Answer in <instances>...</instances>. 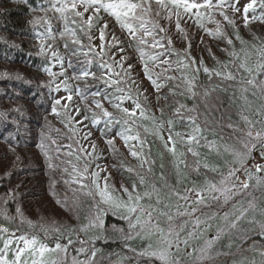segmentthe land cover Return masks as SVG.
<instances>
[{
    "label": "trees",
    "instance_id": "1",
    "mask_svg": "<svg viewBox=\"0 0 264 264\" xmlns=\"http://www.w3.org/2000/svg\"><path fill=\"white\" fill-rule=\"evenodd\" d=\"M133 2L143 4L136 13L140 19L131 21L138 29L135 38L103 10L89 28L85 21L92 15L91 10L83 18L71 11L62 16L52 7L55 0H0V226L16 233V237H36L48 247L60 244L66 249L63 254L67 260H89L95 250L93 264H161L139 254L149 241L137 236L128 220L108 205H100L108 209L103 215V229L81 230L96 214L100 201L92 183L96 162L103 159L111 168L107 172L108 183L129 192H133L135 184L134 195L152 193L141 203L172 214L173 225L182 220L178 212L183 208L178 206V198L183 190L198 191L209 183L219 184L229 167L237 164L232 149L241 151L246 128L263 109L264 73L256 76L257 86L242 84L251 77L238 66L247 54V63L254 68L259 50L264 49V0H256L250 27L229 24L220 14L224 12L232 20L229 12L237 0H224L222 8L200 9L204 20L200 21V31L190 14H171L176 11L171 5L163 8L156 0ZM219 3L220 0H213L214 5ZM35 18H41L39 25L30 23ZM141 23L152 32L151 36H144L139 29ZM104 24V46L99 52L92 34L97 31L100 35ZM141 38L148 43L142 44ZM154 40L163 47L153 48ZM41 44L45 46L43 54ZM52 51L62 58L63 69ZM233 52L239 53V59ZM152 56L157 57L155 62L150 59ZM145 62L151 79L145 74ZM45 68L57 73L51 88L41 86L53 79ZM62 70L63 76L59 75ZM84 72L94 75L83 76ZM229 72L235 79L227 78ZM60 78L63 81L56 90ZM65 84L72 99L65 106L56 105L57 91H66ZM97 101L115 119L104 117L102 109L96 107ZM126 102L139 103L143 119L135 116L128 124L123 123L128 117L114 105L122 107ZM72 106L82 115L83 125L101 152L87 153L84 149L76 124L78 118L69 113ZM53 107L56 113L52 112ZM149 120L163 128L171 120L173 129L182 131L198 127L197 141L173 139L174 155L156 134L146 130ZM137 134L138 140L128 141L135 143L129 150L130 154L135 150L140 155L128 156L116 140ZM110 140L114 143L109 144ZM251 183L249 188L255 186ZM213 206L206 209L214 219L226 213L231 216L224 225L226 229L223 234L215 230L204 232L203 235L214 236L207 240L208 246H202V240H192L174 252L179 264H246L261 260L264 214L248 212L236 227L229 229L236 215L230 213L237 205ZM153 215L167 226L166 217L155 212ZM189 227L190 224L185 229L186 237ZM130 233L132 238L126 239ZM0 236L5 235L0 232ZM81 248L85 252H80ZM63 254L60 250L55 252L53 261L59 264Z\"/></svg>",
    "mask_w": 264,
    "mask_h": 264
},
{
    "label": "snow or ice",
    "instance_id": "2",
    "mask_svg": "<svg viewBox=\"0 0 264 264\" xmlns=\"http://www.w3.org/2000/svg\"><path fill=\"white\" fill-rule=\"evenodd\" d=\"M256 0H252L251 3H248L244 7V14H245V21L247 22V13L249 9H252L254 7ZM156 3L163 7L168 8L169 5H171L172 8H174L176 11L175 14L177 17L180 16L181 10L184 14H192L197 17L201 16L200 9H211L213 7H220L222 8L224 5V0H220V3L218 5L213 4V0H156ZM59 5V7H57ZM53 9L56 12H59L62 16L65 12L71 11L75 14L77 17H84V14L89 12V10L92 11V15L88 16L87 23L88 27L91 28L93 26L92 22L94 17L98 19V13L103 10L107 13H109L111 16L115 17L116 21L120 24L122 28H125L128 30V32L133 36V38L136 37L138 29L133 26L131 21L140 19L136 15L137 9H140L143 7V4L133 2V0H55V3L52 5ZM79 7H83V11L78 10ZM150 8V5H149ZM235 11H239V8H234ZM170 14V15H171ZM222 16H224V19L228 21L229 24H233L234 21L230 20L227 15H225L224 12L220 13ZM170 18V16H169ZM32 25H39L41 23V18H35L32 21H30ZM176 27L178 30H180V24L179 19H177ZM107 28V24H104L100 31V40L102 42L101 48L103 49V41L105 39V32L104 29ZM139 29L143 30L144 36H151L152 32L149 31V29L146 27L144 23H141L139 25ZM160 31H164V29H160ZM219 32V29L217 30ZM211 34V33H210ZM223 35V33H220ZM38 36L42 34H37ZM48 35H50V28L48 31ZM63 35V33H61ZM74 35V33H73ZM115 40V37H113ZM237 39H240V37L237 35ZM74 43H79V41H73ZM142 44H147L148 41L144 38H141L140 41ZM168 43L171 44V39L169 38ZM227 43L229 45H232V40L228 39ZM243 43V41H241ZM153 48L156 47H163V45L160 43L159 40H154L152 45ZM49 47H51L49 45ZM67 47V45H65ZM45 52V46L44 44L40 45V54H43ZM51 55L55 57L61 65V69H63V60L61 57L58 56L56 51H52ZM232 55L236 56L239 59V53L233 52ZM259 60L256 63L255 67H250L247 63V54L245 55V58L241 61L238 68L242 69L244 72H247L251 78L247 79L246 81H242V84L257 86V80L256 76L264 73V49L259 50L258 52ZM143 59V57H142ZM150 59L155 62L157 59L156 56L150 57ZM162 63H166L162 61ZM195 63V61H193ZM104 67L111 68V65H104ZM187 67V65H185ZM47 74L52 77L53 79L48 81L46 84H42V87H49L51 88L53 83L55 82V77L57 76V73L53 72L51 68H45L44 69ZM144 71L145 74L148 76L149 79H151V73L148 69L147 62L144 63ZM204 71L206 73H209L210 70L205 67ZM216 75H222L221 72H216ZM59 75L63 76L64 71L62 70ZM83 76L88 75H94L88 72L82 73ZM228 79H235V76L229 72L227 74ZM155 83V81H153ZM157 87H159L157 85ZM60 85L56 84V90H59ZM65 90H69L68 86L65 84ZM244 91H247L246 88L243 89ZM95 95H99V93H96ZM130 98V97H129ZM72 96L71 94L68 95L67 100L71 101ZM61 103L60 100H56L55 104L59 105ZM96 107L102 109L103 116L109 118V121L115 119L113 117L112 113L109 112L107 109L103 108V105L97 101ZM117 108H120V105H114ZM135 107L137 109H141V105L139 103H136ZM123 113L125 114L128 119H124L123 123L128 124L129 120L132 117L136 116L135 111H130L129 109H121ZM179 111V110H177ZM53 113H56L57 110L55 107L52 109ZM141 116H144V111L141 109L140 112ZM87 118V117H85ZM119 123L120 121L117 120ZM168 123L171 125L172 121L169 120ZM194 123V122H193ZM162 126V125H161ZM131 129H129L130 131ZM199 131V128H194L193 133L189 134L187 136V140L189 142H195L197 141V137L195 135L196 132ZM159 135V133H157ZM177 136H180V133H176ZM248 138H253V133L251 131H248L246 133ZM261 134L256 133L255 139H260ZM125 140V143L129 140H138L139 135L135 136H123L122 137ZM163 139V137H161ZM168 140L172 142V147L169 149L174 155L176 154V147L175 142L173 141L171 133L169 134ZM109 144L114 143V141H108ZM141 144L143 142L141 141ZM167 147V144H166ZM242 147L246 151L239 152L235 149H232L233 155L240 158L241 161H243V158L247 156L252 147H255L254 144L251 145L249 142H242ZM189 151L192 149L189 148ZM225 151H229L228 148H225ZM131 155L139 156L140 153L132 150ZM195 155V153H194ZM177 167H179V164H177ZM262 166L257 165L256 171H261ZM87 169H85V172ZM236 170H231L228 173V176L223 177L220 181V184L217 185L215 183H209L205 189L198 190L196 192V201L197 204H202L205 201L204 192L207 191L213 199H219L222 197L225 202H227L231 197L239 192L242 189H248L249 183L247 181H239L237 178V182H231L232 177L235 176ZM93 176L96 177V179L93 180V184L95 185L96 192L100 196V201L97 204V212L96 214L89 220V223L87 225H84L81 230H87L88 228H100L103 229L104 227V221H103V215L107 212V208H101L100 205H108L110 208H112L115 212L121 213V218L128 220L129 228L131 230H135V234L137 236H140L142 238L147 239L149 242L147 246L144 248L143 251H141L139 254L141 256H146L150 258H155L161 262V264H179L177 260V256L175 253H173L172 249L175 248L177 252L180 249V233L184 230L183 227L174 228L172 226L173 222V215L170 214L167 211H160L158 207L153 205L145 206L141 203V200L144 199V197H151L152 193L145 191L143 196H141L139 193H136L135 195L133 192H135L136 185H133V192H129L127 188L124 189L125 193L128 194L127 200H120V199H114L113 196L108 191V186L105 183V186L103 189H101L98 178L99 173H93ZM251 175H249L248 179L251 180ZM73 182H79V181H73ZM141 183H143V178L141 177L140 180ZM81 187H86V185H81ZM155 191V190H154ZM215 193H219V196L213 195ZM177 196H179V193H176ZM180 199H183L185 201H188L187 196H180ZM161 203L159 194L157 193V199L156 204L159 205ZM167 207V206H165ZM254 206L249 203L248 207L241 206L236 211L239 213L238 215H235V218L229 223V227H236V224L238 221H240L245 215L248 213L249 210H251ZM19 211V209H17ZM196 211L195 208L192 209V212L194 213ZM158 213L159 216L166 217V227L162 226L160 221L154 217L153 213ZM178 215H191V213L188 212H178ZM227 220V215H226ZM155 221V222H154ZM200 221L196 219L195 224L193 225V232L195 231L196 227L199 226ZM4 231H7V229H4ZM193 233H189V235H192ZM131 233L126 237V239H131ZM21 241H23V247L17 248L16 252L14 253V259L11 261L7 259V250L9 249V246L12 244L11 240H6L4 242L3 249H0V264H28L27 260L22 259L26 253H28L31 257V264H48V261L45 258V254L51 251L60 250V251H66L65 248H62L60 244L56 245L55 249H50L46 245L39 243L36 237H33L31 239H27L24 236H21L19 238ZM71 243V241H69ZM183 243L186 245L187 241H183ZM80 252H85L84 248H81L79 250ZM135 251V250H133ZM203 251V250H202ZM96 252L95 250L91 253V258L87 261H74V264H93L94 258H95ZM264 255V253H262ZM53 264H56V262H53Z\"/></svg>",
    "mask_w": 264,
    "mask_h": 264
},
{
    "label": "rangeland",
    "instance_id": "3",
    "mask_svg": "<svg viewBox=\"0 0 264 264\" xmlns=\"http://www.w3.org/2000/svg\"><path fill=\"white\" fill-rule=\"evenodd\" d=\"M251 0H237L236 3H234L231 7H232V11L229 12L231 14L232 20L236 23V24H240L243 26H248L250 27L251 23H252V9L248 10L247 13V22L245 21V14H244V7L248 4L251 3ZM234 8H239V11H235ZM80 11H83V7H79ZM182 11V10H181ZM212 13H216V11H214L212 9ZM192 19H193V23L194 26L196 28L197 31H200L201 27H200V23L204 20H202V17H197L195 15H192ZM88 18V16L86 17ZM222 20V19H221ZM201 21V22H200ZM208 23V22H207ZM212 28V26H210ZM94 36V45L97 48V50L100 52L101 51V40H100V35L99 32L95 31L94 34H92ZM250 60V59H249ZM63 81V79H59L56 84H60ZM148 82L150 83V80H148ZM69 93L67 91H57V100H60L62 105L65 106L68 103L67 97H68ZM121 109H129L130 111H135L136 112V117L143 119V116L140 115V110L137 109L134 105V103L132 102H126L122 105V107H120ZM77 108L75 106H72L70 108V112L71 116L73 118H78L76 120V124L79 125V131H80V136L83 138V143H84V149L86 150L87 153H92L95 150L98 152H101V148L97 147L98 143L96 141V139L93 137V135H91L89 133V131H87V127L83 125V122L81 121L82 115L78 114V110H76ZM148 125H146V130L151 133H154L157 135V133H159L158 138L161 139V137H163V139H161V141L164 143L165 148H167L168 150L172 147V142H170L168 140L169 134L171 133L172 138L178 142H187V143H191L187 140V136L189 134L193 133L194 129H189L187 131H182L177 130V129H173L172 125H170L169 123L166 124V126L160 127V125L154 121L149 120ZM252 124L250 126H248L246 128V131L244 132V140L243 142H249L250 147L252 144L255 145V147L251 148L250 153L245 156L243 158V161L240 160V158L235 156V160H236V165L229 167V169L226 171V174L224 177L228 176L229 171L231 170H236L235 171V176L232 177L231 182H237V178L239 181H247L249 183V181L253 184H255V189L253 191V187L248 188V189H242L239 192L235 193L231 199H229L227 202L224 201V199L222 197H220L219 199H213L212 196L205 191L204 192V196H205V201L202 204H197L195 203L196 201V192L197 191H192V190H183V194H181L180 196H187L189 199L188 201H185L183 199L178 198V206H181L183 208L182 212H188L191 213V215H180V217L182 218L181 222H178L176 224H173L172 226L174 228H178V227H183V231L180 233V249L182 247L185 246V244L183 243V241H187V244L189 243V241L192 240H202L201 242H203L204 245L202 246H208V241L210 240L212 237H214L213 235L207 234V235H203L204 232L206 231H210L212 232L213 230H215L217 232V234H223L224 230L226 229L224 227V225H227V220H229L228 217L229 214H222V216L219 219H214V217H211L210 215L207 214V209H213V205H217V206H222L223 208H225V206L227 207L228 204L230 205H237L235 211L231 212L230 215L232 214H236L238 215V212L236 211L237 209H239L241 206L243 207H248L249 203H251L254 207L249 210V213L254 214L255 212H257L259 215H263L264 214V177H263V173L264 172V161L260 160L259 156L256 155V151H262L264 154V104H263V109L262 112H260L259 114H257L255 116V118H253V122H251ZM248 131H251L253 133V138H248L246 133ZM176 133H180V136H177ZM256 133H260L261 137L260 139H255V134ZM195 135H198V132L195 133ZM197 137V136H196ZM118 145L121 146L123 148V150L127 153V155L131 156L130 154V147L131 146H135V143L130 144L129 145H125V140L124 139H117L116 140ZM167 144V147H166ZM97 147V148H96ZM242 147V145H241ZM170 151V150H169ZM246 151L245 149H243V147L241 148L240 152ZM171 152V151H170ZM172 153V152H171ZM257 165H261L262 166V170L261 171H256V166ZM111 171V168L108 166V164L106 162H104L103 159H99L96 162L94 171L92 172V183L93 180L96 179V177L93 176V173H99V184L101 189L104 188L105 183L108 186V191L110 192V194L113 196L114 199H120V200H127V195L126 193L119 188L118 184L112 185L110 183H108V175L107 172ZM249 175H251V180L248 179ZM263 177V179H262ZM254 179H259L258 183L254 180ZM262 180V181H261ZM221 181V180H220ZM251 183V184H252ZM220 184V182H219ZM218 184V185H219ZM250 184V185H251ZM93 186L95 187V185L93 184ZM114 188L118 189L117 192L114 190ZM98 194V193H97ZM213 195L219 196V193H215ZM179 196V197H180ZM195 208L196 211L193 213L192 209ZM248 214V213H247ZM246 214V215H247ZM226 215H227V220H226ZM196 219H198L200 221L199 226L196 227L195 231L193 232V225L195 224ZM217 221V222H216ZM219 223L221 224L216 226V224ZM190 224L189 227V233H193L192 235H187L185 234V229L187 227V225ZM192 224V225H191ZM229 229H232L229 228ZM226 230V232L229 231ZM21 236H24L27 239H31L32 237L28 236L27 234H23L20 236H15L13 237H8V236H4L1 237L0 236V241H2V247L1 249H3L4 247V242L6 240H11L12 244L9 246V249L7 250V259H9L10 261L12 259H14V253L16 252L17 248L19 247H23V241H21L19 238ZM191 238V239H190ZM39 243L41 244H45L44 241H39ZM47 246V245H46ZM48 247V246H47ZM48 248L50 249H55L56 246H49ZM179 249V250H180ZM201 249V248H200ZM199 249V251H200ZM58 250L55 251H51L45 254V258L48 261V264H53V260H54V255L55 252H57ZM173 253H176V249L173 248L172 249ZM206 251H208V249H206ZM188 252H190V250L188 249ZM61 254H63V251H60ZM67 257L62 256L61 261L59 264H74L73 259H66ZM24 260L28 261V264H31V260L32 257L26 253L25 256L22 258ZM87 259H85L84 261H87ZM110 264H115L114 262H111ZM246 264H264V256H262L261 260L258 261H248L246 262Z\"/></svg>",
    "mask_w": 264,
    "mask_h": 264
},
{
    "label": "water",
    "instance_id": "4",
    "mask_svg": "<svg viewBox=\"0 0 264 264\" xmlns=\"http://www.w3.org/2000/svg\"><path fill=\"white\" fill-rule=\"evenodd\" d=\"M260 153L261 152H256V155H258L260 159L264 160V157ZM4 229H5L4 227L0 226V232H2L5 236H8V237H15L16 236V233H8L7 231H4Z\"/></svg>",
    "mask_w": 264,
    "mask_h": 264
}]
</instances>
